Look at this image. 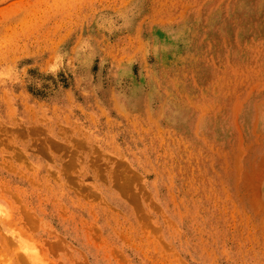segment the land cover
<instances>
[{"label":"rangeland","instance_id":"rangeland-1","mask_svg":"<svg viewBox=\"0 0 264 264\" xmlns=\"http://www.w3.org/2000/svg\"><path fill=\"white\" fill-rule=\"evenodd\" d=\"M0 264H264V0H0Z\"/></svg>","mask_w":264,"mask_h":264},{"label":"bare ground","instance_id":"bare-ground-1","mask_svg":"<svg viewBox=\"0 0 264 264\" xmlns=\"http://www.w3.org/2000/svg\"><path fill=\"white\" fill-rule=\"evenodd\" d=\"M24 1V0H23ZM17 5V4H16ZM33 8V7H32ZM34 9V8H33Z\"/></svg>","mask_w":264,"mask_h":264}]
</instances>
